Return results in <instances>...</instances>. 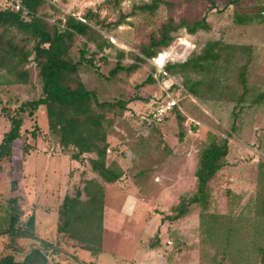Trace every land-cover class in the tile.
Masks as SVG:
<instances>
[{"label":"rangeland","instance_id":"rangeland-1","mask_svg":"<svg viewBox=\"0 0 264 264\" xmlns=\"http://www.w3.org/2000/svg\"><path fill=\"white\" fill-rule=\"evenodd\" d=\"M17 1L0 0V8H16ZM108 1L47 0L38 8L51 21L99 5L100 16L109 20L124 16L120 25L102 33L109 45L94 56V65L83 62L79 70L86 88L95 90L100 100H128L129 105L128 112L117 118L118 128L109 130L107 162L121 167L113 159L117 155L125 174L113 185L102 183L101 225L95 216L74 220L68 232H57V210L64 195H73L86 178L99 176L87 157L78 163L70 158L73 147L58 144L40 104L21 125L12 160L0 169V230L9 224L10 180L17 178L24 196L22 218L34 213L36 234L17 239L22 248L14 252L17 258L38 247L51 264H259L264 249V99L255 98L264 91V0H119L113 5ZM153 1L154 10L144 7ZM204 14L209 29L189 34L181 28L165 49L170 61L179 62L199 54L207 42L218 41L214 61L202 71L186 72L190 80H200L201 98L185 90L180 75L168 73L163 79L153 59L111 80L98 76L108 73L119 52L123 64L134 62L136 46L169 18L193 20ZM237 14L245 20L238 22ZM79 47L78 42L71 48L73 59L78 58ZM88 48L95 47L89 43ZM24 66L25 83L0 85V139L8 127L3 108L16 109L22 101L42 95L38 66L32 58ZM150 73L157 75L155 82L142 83ZM166 90L178 105L155 124L148 110L166 97ZM178 111L182 121L176 119ZM210 134L229 142L227 163L209 183L207 210L215 216L205 215L201 223V207L195 203L183 217L163 219L173 213L179 195L191 184L197 152ZM25 139L33 148L23 159L20 148ZM7 242L8 236L0 235V255L12 252ZM151 242L155 249L149 247ZM101 246L105 250H98ZM79 247L91 249L88 261L80 258Z\"/></svg>","mask_w":264,"mask_h":264},{"label":"trees","instance_id":"trees-1","mask_svg":"<svg viewBox=\"0 0 264 264\" xmlns=\"http://www.w3.org/2000/svg\"><path fill=\"white\" fill-rule=\"evenodd\" d=\"M19 1L20 7L17 9L0 8V85L25 83L27 70L24 65L32 58L38 66V75L42 81V95L22 101L16 109L3 108L8 127L0 139V169L3 162L12 160L15 142L22 135L20 130L22 123L34 114L40 104H43L47 127L49 132L59 139L58 144L65 148L73 147L70 158L78 162L84 161L87 157L91 169L97 171L100 179L86 178L84 185L77 188L73 195L69 193L64 195L57 210L59 215L57 232L59 234L68 232L74 220H88L95 216L101 225L102 183L113 184L123 174L121 167L114 166V161L107 162L110 149L108 134L117 118L126 109L128 100H100L95 90L86 88L79 70L83 62L94 65V56L109 45L102 33L113 26L120 25L124 16H119L114 21L109 20L107 16H100L101 5H99L95 9H87L82 14L69 12L62 20L51 21L38 13V8L47 0ZM118 1L109 0L108 2L113 5ZM236 1L238 0H229V3ZM144 7L152 11L157 5L153 1L145 4ZM236 20L242 22L245 18L237 14ZM209 27L205 14L193 20L182 17L176 21L169 18L155 31L149 33L147 40L136 46V52L132 53L134 62L123 64L121 62L123 53L119 52L114 66L108 73L98 72L97 74L106 80H111L120 72L131 73L146 59L154 60L162 52H166L165 49L173 42L175 33L179 29L184 28L187 33L193 34L198 30H207ZM78 42L79 55L77 59H73L70 50ZM89 43L94 45L93 50H89ZM217 43V40L209 41L199 54H189L179 62H172L167 57L161 64L162 68L170 75H180L185 90L201 98L198 91L200 80H190L186 72L202 71L207 63L214 61L217 58L215 51ZM158 73L163 79L168 76L162 72ZM240 75L241 84L245 89L243 72ZM145 82H155L151 73L142 83ZM262 99H264V91L255 98L258 101ZM166 117L167 115L164 118ZM176 119L183 120L179 111L176 113ZM154 123L157 122L154 121ZM32 148V144L25 139L20 148L21 157L25 159ZM228 152L227 137L210 134L207 144L197 152L193 179L186 189L189 195H185L186 191L181 194L182 197L179 195L178 202L173 207V213L164 215L163 219L173 221L183 217L188 207L195 203L201 207V223L205 215L215 216L207 210L211 195L209 183L227 163ZM10 188L13 195L8 199L9 224L0 230V235L8 236L7 245L12 246L13 250L0 255V264H51L46 253L38 247L26 251L20 258L15 256L14 252L22 249L17 242L18 238L36 237L35 215L30 212L26 219L22 218L21 205L24 202V196L18 191L17 178L10 180ZM149 247L155 249L156 245L151 242ZM259 264H264V249L259 258Z\"/></svg>","mask_w":264,"mask_h":264},{"label":"built area","instance_id":"built-area-1","mask_svg":"<svg viewBox=\"0 0 264 264\" xmlns=\"http://www.w3.org/2000/svg\"><path fill=\"white\" fill-rule=\"evenodd\" d=\"M17 5H16V9L20 7V1H17ZM167 57H170V52L168 54ZM155 66L157 67V71L158 72H162L166 75H168V73H166L163 68L162 65L160 63H158L155 59L154 62ZM156 79H157V75H153ZM166 97L164 99H162L161 101L156 102L149 110H148V117L155 121V122H159L161 120H163V118L168 114V112H170L173 107L178 105V100L172 96L171 94H169V92H167L166 90ZM196 124H199V121H195Z\"/></svg>","mask_w":264,"mask_h":264},{"label":"crops","instance_id":"crops-1","mask_svg":"<svg viewBox=\"0 0 264 264\" xmlns=\"http://www.w3.org/2000/svg\"><path fill=\"white\" fill-rule=\"evenodd\" d=\"M126 107H129V105L127 104ZM126 112H128L127 109H125V110L123 111V114H122V115H125ZM113 128H115V129L118 128V126H117V122H115V124L113 125ZM111 137H112V136H111ZM108 140L110 141V147H111L110 134H108ZM109 151H110V149H109ZM145 151L147 152L148 149L145 150ZM149 154H151V152H149ZM116 156H117V155H115V156L113 157V159H116L117 163L120 164L121 169L124 171L123 166L121 165L120 161L118 160V158H117ZM107 157H108V155H107ZM78 163H79V162H78ZM143 169H144V168H140L139 170H143ZM139 170H138V171H139ZM123 174H125V173L123 172ZM192 179H193V175H192ZM192 179H191V181H192ZM105 185H113V184H105ZM102 243H103V241H102ZM79 250H80V255H81L80 258L83 259L84 261H88V259H89V255H91V253H90L91 251L88 250V249H85V248H80V247H79ZM101 250H105V249L103 248V246H101ZM85 259H86V260H85Z\"/></svg>","mask_w":264,"mask_h":264},{"label":"bare ground","instance_id":"bare-ground-1","mask_svg":"<svg viewBox=\"0 0 264 264\" xmlns=\"http://www.w3.org/2000/svg\"><path fill=\"white\" fill-rule=\"evenodd\" d=\"M169 52H162L161 55H159L157 58H156V61L160 64L163 63V61L167 58Z\"/></svg>","mask_w":264,"mask_h":264},{"label":"water","instance_id":"water-1","mask_svg":"<svg viewBox=\"0 0 264 264\" xmlns=\"http://www.w3.org/2000/svg\"><path fill=\"white\" fill-rule=\"evenodd\" d=\"M81 256V255H80ZM86 260V259H85Z\"/></svg>","mask_w":264,"mask_h":264}]
</instances>
